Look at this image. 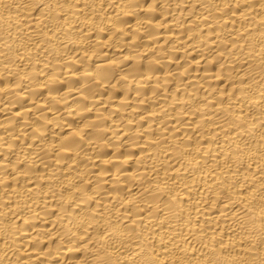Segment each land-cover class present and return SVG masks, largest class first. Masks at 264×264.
Listing matches in <instances>:
<instances>
[{
	"label": "bare ground",
	"instance_id": "obj_1",
	"mask_svg": "<svg viewBox=\"0 0 264 264\" xmlns=\"http://www.w3.org/2000/svg\"><path fill=\"white\" fill-rule=\"evenodd\" d=\"M0 264H264V0H0Z\"/></svg>",
	"mask_w": 264,
	"mask_h": 264
}]
</instances>
